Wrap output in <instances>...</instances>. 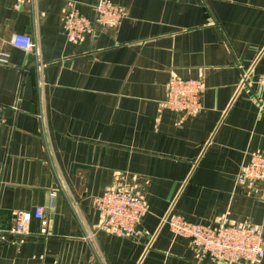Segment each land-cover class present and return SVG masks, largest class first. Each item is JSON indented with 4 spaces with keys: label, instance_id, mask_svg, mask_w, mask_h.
I'll list each match as a JSON object with an SVG mask.
<instances>
[{
    "label": "crops",
    "instance_id": "crops-1",
    "mask_svg": "<svg viewBox=\"0 0 264 264\" xmlns=\"http://www.w3.org/2000/svg\"><path fill=\"white\" fill-rule=\"evenodd\" d=\"M99 1L0 0V264H212L173 217L264 238V185L238 182L264 154V0H108L127 18L69 42L66 15ZM173 78L201 82L198 115L163 108ZM112 187L148 205L133 238L98 229ZM36 208L48 234H12Z\"/></svg>",
    "mask_w": 264,
    "mask_h": 264
},
{
    "label": "built area",
    "instance_id": "built-area-1",
    "mask_svg": "<svg viewBox=\"0 0 264 264\" xmlns=\"http://www.w3.org/2000/svg\"><path fill=\"white\" fill-rule=\"evenodd\" d=\"M95 11L96 18L92 22L72 7L62 23L69 42L79 44L93 34L95 25L114 27L120 25L128 15L124 8L115 6L108 0H100ZM12 44L27 52L35 48L33 40L24 35L14 36ZM258 84L264 89V74L259 77ZM202 93L200 81L173 78L168 84V99L163 108L194 117L201 112ZM262 104L264 108V101ZM238 182L249 186L264 185V154L256 153L251 156L248 165L242 169ZM93 204L100 216L98 229L126 239L138 234V227L149 212L146 201L128 188L112 187L103 196L94 198ZM34 219L41 222L42 233L48 234L50 219L43 208H36L33 214L15 212L11 233L28 235ZM169 227L175 236L188 239L191 246L202 252L212 264L242 261L260 263L264 258V238L256 226L221 225L213 228L190 224L181 217H173L169 220Z\"/></svg>",
    "mask_w": 264,
    "mask_h": 264
}]
</instances>
